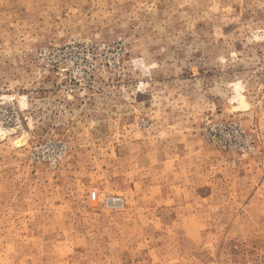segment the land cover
<instances>
[{"label": "rangeland", "instance_id": "1", "mask_svg": "<svg viewBox=\"0 0 264 264\" xmlns=\"http://www.w3.org/2000/svg\"><path fill=\"white\" fill-rule=\"evenodd\" d=\"M0 264H264V0H0Z\"/></svg>", "mask_w": 264, "mask_h": 264}]
</instances>
